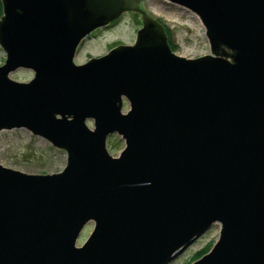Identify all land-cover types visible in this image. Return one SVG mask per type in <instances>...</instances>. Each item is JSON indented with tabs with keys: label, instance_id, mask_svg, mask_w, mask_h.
Wrapping results in <instances>:
<instances>
[{
	"label": "water",
	"instance_id": "1",
	"mask_svg": "<svg viewBox=\"0 0 264 264\" xmlns=\"http://www.w3.org/2000/svg\"><path fill=\"white\" fill-rule=\"evenodd\" d=\"M166 1L196 13L233 61L177 55L141 2L134 45L76 64L131 0H2L0 130L26 128L68 163L0 164V264H168L216 223L192 264H264V0ZM19 69L34 78H10ZM113 134L126 142L116 157Z\"/></svg>",
	"mask_w": 264,
	"mask_h": 264
},
{
	"label": "rangeland",
	"instance_id": "2",
	"mask_svg": "<svg viewBox=\"0 0 264 264\" xmlns=\"http://www.w3.org/2000/svg\"><path fill=\"white\" fill-rule=\"evenodd\" d=\"M142 6L164 27V30L169 28L172 44L170 45L169 42L168 44L177 55L196 58L199 57L200 52H206L212 48L207 29L196 13L166 0H143ZM2 16H4L3 8L0 20L3 19ZM141 23L140 16L132 13L125 14L114 24L96 29L81 42L74 62L84 64L89 58L103 56L111 47L119 44L134 45ZM225 51L232 53L230 49ZM229 56L223 54L220 57L229 60ZM6 59L7 52L0 43V66L6 62ZM34 76L35 72L29 69H19L10 74V78L20 82H29ZM128 108L129 104L126 101L124 112ZM88 125L90 128L95 126L93 120H89ZM125 146V139L121 135L113 134L108 137L107 149L112 156H118ZM67 163L66 149L54 146L48 139L35 135L26 128L0 130V164L5 167L30 174H50L61 172ZM94 227V222H89L84 227L77 241L78 246L85 243ZM220 234L221 225L219 223L212 225L168 264H192L197 260L199 252L207 248L209 251L212 249Z\"/></svg>",
	"mask_w": 264,
	"mask_h": 264
},
{
	"label": "flooded vegetation",
	"instance_id": "3",
	"mask_svg": "<svg viewBox=\"0 0 264 264\" xmlns=\"http://www.w3.org/2000/svg\"><path fill=\"white\" fill-rule=\"evenodd\" d=\"M143 0H131V2L134 4V7L133 8H131V9H129L128 11H125L124 13H122L117 19H115L114 21H112L109 25H111V24H113L115 21H119L120 20V18L122 17V16H124L125 14H132V13H135V14H137L138 16H140V18H141V26H140V28H142L143 27V25H144V15H145V11L142 9V7H140V4H141V2H142ZM108 25V26H109ZM139 28V29H140ZM139 29L137 30V32L139 31ZM117 46V45H116ZM113 47H115V46H113ZM112 47V48H113Z\"/></svg>",
	"mask_w": 264,
	"mask_h": 264
},
{
	"label": "trees",
	"instance_id": "4",
	"mask_svg": "<svg viewBox=\"0 0 264 264\" xmlns=\"http://www.w3.org/2000/svg\"><path fill=\"white\" fill-rule=\"evenodd\" d=\"M2 8H3V4H2V2H1V0H0V13L2 14ZM117 21H115L114 23H116ZM113 23V24H114ZM166 28V27H165ZM166 30V36H167V40H168V42H169V44L171 43L172 44V42H171V35H170V30H169V28H166L165 29ZM170 44V45H171ZM174 46H172V48H173ZM112 48V47H111ZM175 48V47H174ZM209 252V248H207L206 250H203V251H201V252H199L198 254H197V259L198 258H200V257H202L204 254H206V253H208Z\"/></svg>",
	"mask_w": 264,
	"mask_h": 264
},
{
	"label": "built area",
	"instance_id": "5",
	"mask_svg": "<svg viewBox=\"0 0 264 264\" xmlns=\"http://www.w3.org/2000/svg\"><path fill=\"white\" fill-rule=\"evenodd\" d=\"M224 49L226 50V49H229V48L224 47ZM230 50H231V49H230ZM231 52L233 53L232 50H231ZM220 53H221V52H220ZM232 53H231V54H232ZM205 54H210V55H212V56H222V55H223V54H215V53L212 51V48H210L209 51H206V52H200L199 56H202V55H205ZM229 60H230V61H233V58H232L231 55L229 56Z\"/></svg>",
	"mask_w": 264,
	"mask_h": 264
}]
</instances>
